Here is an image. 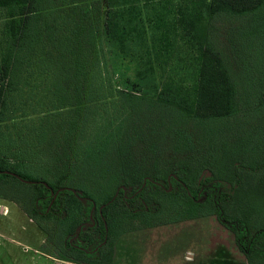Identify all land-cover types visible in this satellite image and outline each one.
<instances>
[{
    "label": "trees",
    "instance_id": "16d2710c",
    "mask_svg": "<svg viewBox=\"0 0 264 264\" xmlns=\"http://www.w3.org/2000/svg\"><path fill=\"white\" fill-rule=\"evenodd\" d=\"M0 8L7 9L8 33L0 61V112L8 93L22 89L19 81L29 83L33 70L28 67L40 64L51 110L40 109L46 117H38L31 137L65 139L74 156L63 160L68 150L57 141L47 150L60 163L53 168L50 160L37 164L44 169L33 173L29 169L37 165L18 159L25 155L22 147L10 155L0 150V196L20 204L60 250L57 257L114 264L115 243L125 232L215 214L233 233L248 264H264V132L252 140L254 152L236 154L228 166L222 162L226 174L215 172L216 161L205 160L210 166L195 179V187L188 181L196 176L194 168L185 162L168 166L160 178L156 163L139 168L127 148L145 134L143 129L156 137L147 142L149 148L167 135L182 145L203 139L206 146L209 138L193 129L200 122L247 110L264 118V69L255 86L248 87L232 54L237 39L242 48V41L252 37L264 50V0H0ZM180 38L186 43V60L195 63L191 83L170 78L151 95L112 86L107 48L119 53L137 45L144 49L139 54L141 59L145 54L144 67L154 71L172 61ZM137 73L143 78L147 72ZM65 111L72 116H63ZM56 114L60 119L48 118ZM152 115L155 127L149 125L153 118L146 121ZM135 118L141 122L137 131ZM92 121L94 131L86 134ZM186 124L192 139L182 134ZM200 134L209 136L202 127ZM213 148L207 146V153ZM151 185L162 197L146 192Z\"/></svg>",
    "mask_w": 264,
    "mask_h": 264
},
{
    "label": "rangeland",
    "instance_id": "374dc122",
    "mask_svg": "<svg viewBox=\"0 0 264 264\" xmlns=\"http://www.w3.org/2000/svg\"><path fill=\"white\" fill-rule=\"evenodd\" d=\"M6 18L7 9L0 8V61L8 43V33L5 28ZM257 41L254 37L249 40L245 39L242 41V48H240L237 39L236 48L238 50L232 51L235 61L234 67L237 69L243 84L248 87L250 85L255 86V79L257 80L261 76L264 69V65L260 64L264 50L254 45L258 44ZM129 46L126 52L119 53L110 48L106 49L107 74L111 77L112 86L131 89L138 94L148 93L151 95L156 94L164 82L170 78L173 82L183 84L192 82L195 75V63L186 60L184 39L180 38L176 50H174L172 61L167 64L156 65L154 71L144 67L146 66L143 64L145 54L143 59L139 57L144 49L134 44H129ZM28 68L33 70L32 75L28 77L29 83L22 84L19 81L22 89H12L11 95H9L10 92L7 95L6 104L2 106L0 112V115H3V119L0 121V150L6 149L10 155V152L22 147L24 150L21 153H25V155L18 156L19 161L29 162L28 165H43L50 160L49 168H53L55 166L53 164L55 162L60 163V160L52 161L47 149L56 146L55 142L59 141L68 150L67 154L62 155L63 160L72 161L74 156L70 154L65 139L50 140L47 138L38 141L37 138L31 137L34 134L33 129L37 128L40 123L38 117L45 114L42 110H51V106L46 101L45 69L38 63L32 64ZM136 70H143L147 73L144 74L143 78H140L138 73L135 74ZM21 91L22 96L19 94ZM33 106L37 112L31 109ZM15 107L17 108L14 110ZM55 108L53 110H57ZM108 109L110 112V106ZM244 110L246 111V107ZM247 111L246 113L240 111L239 114L237 113L228 119L200 122V126L193 129H196L195 133L200 137L209 138L210 142L206 146L202 144L203 139L201 141L195 139L193 144L182 145L179 142L180 139L176 142L174 137L171 138L167 135L164 140L159 139L155 145L149 148L151 145H148L147 142L156 137H153V133H150L149 130L147 131L148 134L146 129H143L144 135L150 136L142 134L137 136L140 138L127 148L131 150L132 155H136L138 160L136 158L134 160L138 163L139 168L150 167L156 163L155 170L158 172L156 175H159L160 178L162 170L167 171L170 166L185 162L186 166L191 167V169L194 168L195 173L192 172L196 176L194 179L189 176L188 181L195 187V179L200 176L205 169L204 167L209 165L207 161H216L218 165H213V168L216 173L223 175L227 173L228 168L222 162L228 166L230 159L234 158L236 154L241 153L247 156L249 152L255 151V149H251L254 147L252 140L263 136L259 131L264 132V118L260 112ZM109 112L105 111L103 114ZM72 113V111H65L63 116L71 117ZM240 113L243 114L240 115ZM53 116H56L54 119H60V115L57 114L48 118ZM108 116L105 119L109 123L111 117ZM44 117L46 116L44 115ZM152 118L154 119L153 115L146 118V121L151 123ZM154 124H156L155 119L149 125L155 127ZM87 125L86 134H90L94 131L95 123L92 121ZM132 127L136 131L139 130L141 127L140 120L135 118ZM158 127H163V125L160 124ZM190 127L191 125L186 124V129H182V134L188 139H192L188 135L190 134L189 131L192 130ZM201 127L209 136L203 137L200 134ZM55 130L52 129V131ZM207 146H214L212 153H207ZM38 147H41L40 151L35 150ZM148 149H154L155 152L152 153ZM254 155L252 156L254 157ZM220 163L222 165H219ZM43 169L44 167L39 168L37 165L36 167L32 166L29 171L38 173L42 172ZM242 172L246 174L245 171ZM147 191L152 192L151 195L153 196L162 197L163 195L161 192L157 193L156 186L153 185L147 186ZM230 206L232 207V205ZM42 246L44 249L48 248V253L42 250ZM189 252L192 255L188 254ZM114 254L116 255L115 264H248L243 253L235 245L233 233L216 218L215 214L145 226L125 232L116 241ZM59 255L60 250L45 239L44 232L31 218L29 219L20 204L0 196V264H72L60 260L57 257Z\"/></svg>",
    "mask_w": 264,
    "mask_h": 264
},
{
    "label": "crops",
    "instance_id": "0c3cea01",
    "mask_svg": "<svg viewBox=\"0 0 264 264\" xmlns=\"http://www.w3.org/2000/svg\"><path fill=\"white\" fill-rule=\"evenodd\" d=\"M29 219H30V217H29ZM40 229V228H39ZM41 230V229H40ZM42 231V230H41ZM45 235V234H44ZM236 245V244H235ZM237 247V246H236ZM188 254H190V255H192L190 252L188 253ZM48 255V254H47ZM244 255V254H243ZM50 256V255H49ZM51 257V256H50ZM244 257H245V255H244ZM55 259V258H54ZM60 259V258H59ZM113 259H114V264H115V260H116V255L114 254L113 255ZM245 259H246V257H245ZM61 260V259H60ZM62 261H64V262H66V263H72V264H86V263H76V262H70V261H66V260H63L62 259ZM246 262H247V260H246ZM248 263V262H247Z\"/></svg>",
    "mask_w": 264,
    "mask_h": 264
},
{
    "label": "water",
    "instance_id": "95a60500",
    "mask_svg": "<svg viewBox=\"0 0 264 264\" xmlns=\"http://www.w3.org/2000/svg\"><path fill=\"white\" fill-rule=\"evenodd\" d=\"M26 180V179H25Z\"/></svg>",
    "mask_w": 264,
    "mask_h": 264
}]
</instances>
